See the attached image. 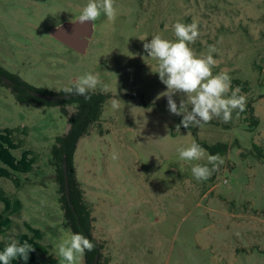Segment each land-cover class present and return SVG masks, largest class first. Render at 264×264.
Segmentation results:
<instances>
[{
	"label": "rangeland",
	"instance_id": "1",
	"mask_svg": "<svg viewBox=\"0 0 264 264\" xmlns=\"http://www.w3.org/2000/svg\"><path fill=\"white\" fill-rule=\"evenodd\" d=\"M87 3L0 0V59L53 95L98 73L90 92L110 96L74 157L101 264H264V160L253 152V144L264 147V0H115V21L101 14L81 54L51 30L75 20ZM194 20L200 36L189 47L206 56L214 45L213 74L227 72L233 89L236 79L248 82V91L239 88L260 120L254 130L247 115L233 112L228 123L214 118L194 126L197 137L183 126L176 131L183 117L168 110L157 61L143 45L155 35L175 42L173 25ZM113 99L120 100L117 110ZM173 99L179 106L186 97ZM66 110L72 116L75 105ZM69 116L60 106L21 104L0 87V251L12 240L35 249L27 262L10 264H61L58 244L72 232L51 150L69 132ZM193 140L230 147L207 180L191 172L206 157L179 158L177 149Z\"/></svg>",
	"mask_w": 264,
	"mask_h": 264
},
{
	"label": "clouds",
	"instance_id": "2",
	"mask_svg": "<svg viewBox=\"0 0 264 264\" xmlns=\"http://www.w3.org/2000/svg\"><path fill=\"white\" fill-rule=\"evenodd\" d=\"M101 14L114 22L117 16L115 0H88L76 22L93 24ZM60 27L61 25L58 24L57 28ZM173 28L177 37L175 42L155 35L150 42L144 43L143 48L148 57L157 61L155 73H158L160 81L166 85L167 91L160 95L167 97L168 110L171 114L183 117L180 124L176 125V131H179L181 126L185 129L190 126L202 127L214 118H221L223 122L228 123L233 118V112H244L247 98L240 94L241 89L232 88L231 77L227 72L222 71L216 75L212 72L217 64L212 55L217 52L216 47L209 46L206 56H198L189 47L200 36L198 23L195 20L190 24L176 22ZM99 84L98 73H86L73 87H66L63 91L88 99L90 98L88 92L95 90ZM176 93H182L186 97L181 99L179 106L173 99ZM111 106L114 110L119 109L120 100L113 99ZM190 106L191 110H189ZM177 151L179 158L187 162L200 161L206 157L207 164L195 163L191 168L193 177L198 181L209 179L213 172L218 171L224 164V159L219 154H207L206 150L194 140L189 146L180 147ZM112 158L117 159L118 154L113 153ZM94 247V244L82 233H70L68 238L58 244L61 264H78L85 252L92 251ZM34 250L28 241L20 243L12 240L0 251V264H10L16 259L27 262L29 253Z\"/></svg>",
	"mask_w": 264,
	"mask_h": 264
},
{
	"label": "trees",
	"instance_id": "3",
	"mask_svg": "<svg viewBox=\"0 0 264 264\" xmlns=\"http://www.w3.org/2000/svg\"><path fill=\"white\" fill-rule=\"evenodd\" d=\"M235 85L241 87L243 90L248 91V82H244L241 79L234 80ZM31 90L38 91L30 88ZM43 94H50L46 91H39ZM88 99L82 97H71L66 100H58L56 102H48L36 98L30 95L28 92L25 96L18 95L17 100L20 103L37 104V105H55L62 108L64 115H68L66 110L67 105H75V114L69 116L70 130L69 132L57 138V143L53 146L52 153V165L56 171V179L60 186L61 193V207L64 212L65 227L70 229L72 233H82L93 244L94 249L92 251H86L84 254L85 264H94L96 256H99L98 264L102 262V246L98 240L93 236V217L92 212L85 202L84 194L79 187L78 182L74 176V157L77 151L78 143L81 138L86 136L92 124L100 121L103 113V107L110 98L109 95L101 93L88 92ZM243 115H247L246 122L251 130L257 128L260 124L258 116L255 114V109L251 104H246V110L242 112ZM192 130L197 137V131L194 126L188 128ZM201 147L206 149L210 155H225L230 147L226 143H218L215 145H209L206 142L197 140ZM253 152L260 160H264V147H260L253 144ZM252 152V153H253ZM64 159L68 164V175L70 184V202L67 200L65 178H64Z\"/></svg>",
	"mask_w": 264,
	"mask_h": 264
},
{
	"label": "water",
	"instance_id": "4",
	"mask_svg": "<svg viewBox=\"0 0 264 264\" xmlns=\"http://www.w3.org/2000/svg\"><path fill=\"white\" fill-rule=\"evenodd\" d=\"M78 17L73 21H66L60 24L61 27L59 29L57 28V26L54 27L51 30V36L56 40H58L59 42L66 45L67 47L81 54H85L90 46L91 40L94 37L96 23L93 22L92 24L91 22H85L81 24L79 22H76ZM31 95L48 102L66 100L71 98L72 96H76V94L73 95L43 94L36 91H31ZM64 178H65L66 196H67V200L70 202V184H69V175H68V164L66 159H64ZM98 261H99V256H96L94 264H98Z\"/></svg>",
	"mask_w": 264,
	"mask_h": 264
},
{
	"label": "flooded vegetation",
	"instance_id": "5",
	"mask_svg": "<svg viewBox=\"0 0 264 264\" xmlns=\"http://www.w3.org/2000/svg\"><path fill=\"white\" fill-rule=\"evenodd\" d=\"M55 39V38H54ZM56 40V39H55ZM58 41V40H57ZM59 42V41H58ZM61 43V42H60ZM63 44V43H62ZM73 50V49H72ZM56 66V65H55ZM5 86L7 87L8 91L15 95L16 100L17 96H25V94L28 92L31 95L30 88L36 89L39 91H42L40 89H37L33 84L28 82L21 73H15L11 69L8 68L6 63L0 59V87ZM41 93V92H40ZM69 94V93H66ZM75 93H72L70 95H73ZM35 97V96H34ZM72 97H82L80 95L72 96ZM37 98V97H36ZM70 99V98H69ZM18 101V100H17ZM20 103V102H19ZM21 104H27V103H21Z\"/></svg>",
	"mask_w": 264,
	"mask_h": 264
},
{
	"label": "crops",
	"instance_id": "6",
	"mask_svg": "<svg viewBox=\"0 0 264 264\" xmlns=\"http://www.w3.org/2000/svg\"><path fill=\"white\" fill-rule=\"evenodd\" d=\"M34 105V104H33ZM35 105H37V104H35Z\"/></svg>",
	"mask_w": 264,
	"mask_h": 264
}]
</instances>
